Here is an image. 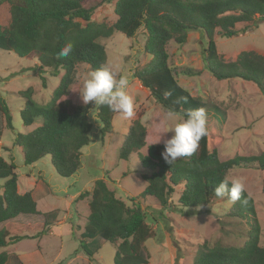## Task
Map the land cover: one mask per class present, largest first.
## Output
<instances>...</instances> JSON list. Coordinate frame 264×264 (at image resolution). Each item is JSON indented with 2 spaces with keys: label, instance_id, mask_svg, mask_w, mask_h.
I'll return each instance as SVG.
<instances>
[{
  "label": "trees",
  "instance_id": "trees-1",
  "mask_svg": "<svg viewBox=\"0 0 264 264\" xmlns=\"http://www.w3.org/2000/svg\"><path fill=\"white\" fill-rule=\"evenodd\" d=\"M86 0H0V50L14 52L20 58L37 54L40 69L59 76V85L51 101L44 106L33 100V89L21 92L25 100L21 117L26 126L36 119L42 124L28 133L15 131L12 113L0 96V113L6 126L14 130V146L20 148L25 165H33L45 156L51 157L56 172L63 177L75 175L82 165V148L89 144L93 124L90 121L91 104L71 99L72 87L77 82V67L87 64L90 71L107 63L104 39L115 31L135 39L140 32L146 35L145 52L150 57L138 65L133 77L150 91L152 99L167 111L186 118L189 109L207 106V102L180 84L178 75L196 76L201 71L174 66L169 60L168 45H183L188 34L201 32L208 40L203 56L205 69L218 80L243 79L255 83L264 95V55L256 51H242L232 61L222 59L217 51L215 35L231 38L245 34L252 25L264 22V0H117L113 25L92 19L95 7L86 8ZM246 23L242 29L237 24ZM71 43L69 56L57 58L56 53ZM29 70V69H28ZM46 87V80L42 79ZM167 93V95H166ZM116 112L107 106H98L96 116L102 131L111 133ZM2 133L0 131V141ZM147 129L138 119L128 128L119 149V158L128 160L137 153L146 181L143 196L156 199L161 211L172 207L205 209L215 199L214 189L225 176L238 167L264 170V151L256 155H236L227 160L219 158L215 136L207 135L199 141V148L191 156L180 158L169 165L161 153L164 144H153L148 153ZM18 165L13 158L7 161L0 155V225L19 216L41 214L30 191L18 189ZM179 189V193L177 192ZM178 193L177 203L170 201ZM247 190L241 200L232 203L228 215L246 220L249 224L247 240L242 246L214 244L204 241L197 248L193 264H264V245L260 243L261 227L253 196ZM90 197L85 224V239L101 237L117 246V264H149L146 241L155 236L145 211L137 203H127L116 196L103 178L96 179L91 190L81 192L78 198ZM227 196V195H226ZM246 203H242L243 200ZM46 230L39 234L43 235ZM25 236L13 235L0 229V264H13L17 257L6 248ZM81 247L92 256L87 244Z\"/></svg>",
  "mask_w": 264,
  "mask_h": 264
},
{
  "label": "rangeland",
  "instance_id": "rangeland-1",
  "mask_svg": "<svg viewBox=\"0 0 264 264\" xmlns=\"http://www.w3.org/2000/svg\"><path fill=\"white\" fill-rule=\"evenodd\" d=\"M117 0H86V8L95 7L92 19L113 25L117 21L115 4ZM4 18V13H0ZM246 23L237 24V29ZM107 51L106 65L119 75L127 74L129 84L127 94L132 98L135 116L126 119L123 114L113 116L111 133L102 131V124L96 116L97 108L91 104L90 121L93 124L90 142L82 148V165L71 177L59 175L45 156L33 165H25L20 148L14 146L15 132L6 126L0 113V155L7 161L15 159L18 165L21 192L31 191L41 214L19 216L0 225L6 227L11 236H25L19 242L9 245L6 250L16 254L23 264H117V246L101 237L85 239L83 236L88 215L90 197L78 198L85 190L93 188L96 179L103 178L116 196L127 203H137L146 213L147 221L155 236L146 241L149 264H193L197 248L204 241L211 245L224 244L242 246L247 240L249 224L246 220L228 215L232 201L225 196L215 199L205 209H185L183 212L168 207L161 211L155 198L143 196L145 173L137 153L128 160L119 158V149L129 126L140 120L147 129V143L142 154L148 153L153 144H164L171 131L164 133L160 142L155 143L162 131L183 120L181 114L167 111L155 102L150 91L141 81L133 77L138 65L150 59L144 50L146 35L140 32L135 39L127 38L115 31L109 39H104ZM219 56L235 60L242 51H256L264 55V22L252 25L251 30L231 38L215 35ZM208 40L201 32L188 34L183 45H168L169 60L174 66L190 67L201 71L196 76L178 75L181 85L192 96L207 102V129L214 134L219 158L227 160L236 155H256L264 151V95L253 82L243 79L218 80L205 69L203 56ZM37 54L20 58L14 52L0 50V96L6 99L12 113L15 131L28 133L42 124L36 119L26 126L21 117L25 100L21 92L32 88L33 100L40 106L47 105L54 90L59 85L61 75L52 76L40 69ZM29 69V70H28ZM90 68L87 64L77 67V82L72 87L71 99L84 104L79 91ZM118 75V78H119ZM46 80V87L42 79ZM228 176L242 177L245 189L255 200L257 217L261 227L260 243L264 245V170L259 168H235ZM4 180H0V193ZM179 193V189L177 191ZM178 193L170 201L177 203ZM46 230L41 235L39 232ZM93 252L88 256L81 242ZM13 264H21L18 261Z\"/></svg>",
  "mask_w": 264,
  "mask_h": 264
},
{
  "label": "clouds",
  "instance_id": "clouds-1",
  "mask_svg": "<svg viewBox=\"0 0 264 264\" xmlns=\"http://www.w3.org/2000/svg\"><path fill=\"white\" fill-rule=\"evenodd\" d=\"M72 51L71 43L66 44L57 53V58L67 57ZM118 72L107 65H101L91 71L78 90L85 105L93 103L95 107L107 106L111 111L121 113L126 119L135 116V107L132 98L127 94L129 76L119 75ZM167 95V93H166ZM172 132L170 138L163 140V159L169 165L174 164L180 158L191 157L199 148V141L207 135V112L203 107L189 109L186 118L175 123L171 128L162 131V135ZM246 191L242 177L225 176L214 189L215 196L224 198L226 195L234 203L241 200ZM250 196V194H248ZM243 200L242 203H246Z\"/></svg>",
  "mask_w": 264,
  "mask_h": 264
},
{
  "label": "crops",
  "instance_id": "crops-1",
  "mask_svg": "<svg viewBox=\"0 0 264 264\" xmlns=\"http://www.w3.org/2000/svg\"><path fill=\"white\" fill-rule=\"evenodd\" d=\"M19 187V186H18ZM19 191H20V189H19ZM21 192V191H20ZM28 192V191H27ZM31 192V191H30ZM21 193H25V190H24V192H21Z\"/></svg>",
  "mask_w": 264,
  "mask_h": 264
}]
</instances>
